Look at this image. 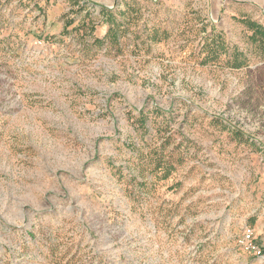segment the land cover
<instances>
[{
  "label": "rangeland",
  "instance_id": "obj_1",
  "mask_svg": "<svg viewBox=\"0 0 264 264\" xmlns=\"http://www.w3.org/2000/svg\"><path fill=\"white\" fill-rule=\"evenodd\" d=\"M248 21L264 0H0V264H264Z\"/></svg>",
  "mask_w": 264,
  "mask_h": 264
},
{
  "label": "trees",
  "instance_id": "obj_2",
  "mask_svg": "<svg viewBox=\"0 0 264 264\" xmlns=\"http://www.w3.org/2000/svg\"><path fill=\"white\" fill-rule=\"evenodd\" d=\"M246 25L248 29L253 32L252 39L257 40L259 37H261L262 44L264 45V27L251 21L246 22ZM215 48H219V47H215ZM212 50L216 51V49L214 48ZM239 56L244 57V54H239V52H237L236 54L232 55V60L230 64L235 68H239L242 65V63L239 62Z\"/></svg>",
  "mask_w": 264,
  "mask_h": 264
}]
</instances>
